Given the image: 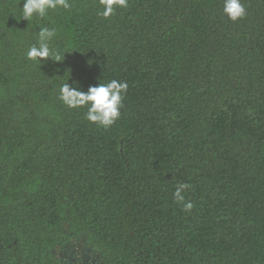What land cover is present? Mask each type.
<instances>
[{"label":"trees","instance_id":"1","mask_svg":"<svg viewBox=\"0 0 264 264\" xmlns=\"http://www.w3.org/2000/svg\"><path fill=\"white\" fill-rule=\"evenodd\" d=\"M70 3L28 23L0 0V264H64L76 241L98 264H264V0L236 22L222 0ZM38 26L62 62L26 59ZM113 79L110 128L59 99Z\"/></svg>","mask_w":264,"mask_h":264},{"label":"clouds","instance_id":"2","mask_svg":"<svg viewBox=\"0 0 264 264\" xmlns=\"http://www.w3.org/2000/svg\"><path fill=\"white\" fill-rule=\"evenodd\" d=\"M99 3L103 7L101 15L104 18L110 17L116 8L128 7V0H99ZM71 6L70 0H23V6L19 8V18L29 23L34 17L43 19L50 11L68 10ZM222 14L230 21L236 22L245 17L246 9L242 0H222ZM38 29L37 42L29 47L26 59L38 66L49 59L62 62L66 52L62 54L49 46L56 38L57 30L39 26ZM127 88L126 82L113 79L106 84L90 86L84 92L79 89L76 82L72 85L65 82L59 89V99L69 109L87 107L85 119L89 123L107 129L113 126L121 116L122 102ZM190 187L189 184L180 183L173 192L175 201L183 205L185 212L191 211L194 207L184 194Z\"/></svg>","mask_w":264,"mask_h":264},{"label":"rangeland","instance_id":"3","mask_svg":"<svg viewBox=\"0 0 264 264\" xmlns=\"http://www.w3.org/2000/svg\"><path fill=\"white\" fill-rule=\"evenodd\" d=\"M70 247V250L60 252L64 264H98L94 251L88 250L81 241Z\"/></svg>","mask_w":264,"mask_h":264}]
</instances>
